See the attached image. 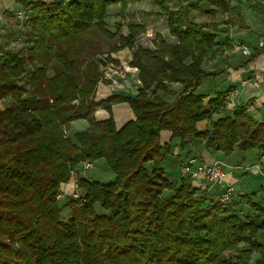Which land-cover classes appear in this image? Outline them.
<instances>
[{
	"label": "trees",
	"instance_id": "obj_1",
	"mask_svg": "<svg viewBox=\"0 0 264 264\" xmlns=\"http://www.w3.org/2000/svg\"><path fill=\"white\" fill-rule=\"evenodd\" d=\"M135 1L14 0L28 17L21 46L0 44V101L7 100L0 106V264H264L258 239L264 202L248 194L219 205L186 178L168 180L159 166L170 151L159 142L162 130L181 147L201 139L224 155L235 149L264 155L263 122L244 106L227 111L228 90L207 101L196 91L210 74L204 60L231 49L232 41L222 43L217 24L198 22L191 12L214 18L232 6L229 0H179L173 9L170 0H148L177 42L158 34L154 48L143 47L136 36L144 27L131 25L104 60L96 58L104 52L92 35L114 37L105 28L110 5ZM246 1L264 18V0ZM203 2L213 8L202 9ZM124 48H134L129 66L138 71L137 93L96 100L103 66L117 64L110 55ZM259 53L264 47H254L241 65ZM173 84L181 85L178 93ZM120 102L129 104L134 119L117 128L111 107ZM97 107L109 117L96 120ZM77 119L88 128L67 135ZM203 120L208 127L199 131ZM100 159L113 174L108 182L87 178L79 167ZM73 178L81 195L66 197L64 220L57 197ZM244 199L255 211L245 218L237 211Z\"/></svg>",
	"mask_w": 264,
	"mask_h": 264
},
{
	"label": "crops",
	"instance_id": "obj_2",
	"mask_svg": "<svg viewBox=\"0 0 264 264\" xmlns=\"http://www.w3.org/2000/svg\"><path fill=\"white\" fill-rule=\"evenodd\" d=\"M229 2L232 8L228 12L217 14L226 17L223 18V22H218L217 24L218 39L223 43L226 38H229L232 41V44L239 42L240 44L242 43L251 48L257 47L259 41H262L264 44V32L257 33L254 31L251 24L252 19L255 20L257 18L264 22V18L253 12L249 8V4L246 0H229ZM14 5L16 4L14 3ZM200 5L202 9L213 8L206 2H203ZM9 6L10 5H4L0 0V14H2L6 8L9 9ZM238 8H240V12H238ZM230 13H232V16L238 17L239 20L236 25V33L225 31L226 28L232 27V24L230 23L231 21L227 17ZM253 13L255 16H250V14ZM164 21V31H162L161 34L168 44H174L177 42V39L176 37L169 35L166 19H164ZM0 26L2 25L0 24ZM251 31L252 33L250 34ZM164 32H167V35L164 34ZM4 33L5 29L2 26V29H0V35H4ZM255 33L261 35V39L256 42L253 41L257 39H253V36L256 35ZM148 43L151 44L152 41L143 39V42H140L137 39L138 45L152 48L153 46L148 45ZM133 50L134 48H125L118 52L111 53L112 57L117 58L120 61L118 66L128 68L126 77L119 78L115 75L112 80L104 79L105 81L98 82L95 90L96 100L105 99L111 94L134 96L137 93V90L140 87V81L137 76L138 71L136 68L129 66ZM124 57L126 58L125 61L122 60ZM245 57L246 56L242 55L240 51L228 49L225 50L223 54H219L213 59H205L202 68L205 72L210 74L203 76L200 79L196 91L206 94L207 97L205 101H207L209 97L214 96L217 92L224 93L227 90L237 88L238 96L233 100L234 106H248L250 114L256 120L264 123V53H259L252 61L241 65V61ZM214 66L217 67L215 68ZM246 77L256 79L258 81V87H241L240 81ZM171 88L178 93L181 89V85L173 84ZM111 113L117 128L122 127L126 122L134 119V113L126 102L112 105ZM94 115L96 120H105L109 117V113L100 107L96 108ZM218 116V114H215L213 117L217 118ZM207 127L208 122L206 120L200 121L196 124V128L199 131L206 129ZM86 128H88V122L85 119H77L70 122L67 125L66 130L69 135H72L73 133L83 131ZM159 142L160 144L170 145V151L163 156L159 165L165 174L164 176H166L168 180L176 183L179 182L181 178H186L193 186L198 188V194L204 192L209 197L216 199L218 196V188L216 187V190H212V187L209 186L202 177L196 179L190 178L184 172V167L187 164L196 166L198 164L220 161L223 164L224 170L223 185L231 186L233 198L251 194L254 200L264 202V155L259 156L256 150L252 149L246 152H241L235 149L230 155H224L220 151L207 147L204 140L201 139H188L185 146L181 147L179 141L172 140L171 132L168 130H162L160 132ZM94 164H100L103 166L104 162L100 159L92 162L91 166ZM82 166V164H79L80 168ZM112 179L113 174L111 173L109 181ZM62 186L64 190L63 193L67 195L72 188L71 182L68 181ZM238 206L250 208L245 203H239ZM258 239L264 246V230L258 233Z\"/></svg>",
	"mask_w": 264,
	"mask_h": 264
},
{
	"label": "rangeland",
	"instance_id": "obj_3",
	"mask_svg": "<svg viewBox=\"0 0 264 264\" xmlns=\"http://www.w3.org/2000/svg\"><path fill=\"white\" fill-rule=\"evenodd\" d=\"M45 1H47V0H45ZM177 1H179V0H170V6L173 9L177 6L176 5ZM1 2L4 5H10L9 9L6 8V10L14 12V16L13 17L12 16L10 17L9 15L7 16V14H4V12L2 14H0V24L5 29L4 35H0V44L7 47V48H17V47L21 46L23 43V39L21 38V32L23 33V31H24V27H25L24 21L27 19L28 16H26L27 14H25V12L22 11V9H20V7L18 5H14L13 0H1ZM156 10H157V7L154 6L153 4H151L148 0H136L133 3L127 4L124 8H122L118 4L110 5V7L108 8V11H107V16L105 18V28L114 37L113 38L103 37V36H101V34L98 33V31H96L92 35V38H93L92 42L93 43L96 42V39L98 38L99 43L97 44V46L99 49H101V51L104 52L103 54L96 55V58H98L100 60H104L107 49L111 45L118 44V41H119L118 36L121 34H123V35L127 34L128 30H129V26H131V25H141L144 27V29L142 31H140L136 36V44H137V39L140 42H143V39H147V40L152 41V43L151 44L148 43V45L153 46L152 48H154V45H152V44L154 43L156 35L159 34L162 36L161 32L164 31L163 29L165 26L164 25L165 17L157 15ZM17 14H25V16L19 18L17 16ZM29 14L30 13H28V15ZM191 14L195 18V20L198 22H208V23L214 22L215 24H218V22H223L222 21L223 18H226L225 16H220V15H216L214 18H211L209 16H206L203 12H199V11L191 12ZM251 15L255 16L254 13L250 14V16ZM227 17L231 21L230 23L232 24V27L226 28L225 31H227L229 33L230 32L236 33V31H237L236 25L239 22L238 17L232 16V13L227 15ZM250 22H251V20H250ZM251 24L254 28V31H256L257 33L258 32L259 33L264 32V22L261 19H257V18L255 20L252 19ZM2 26H0V29H2ZM251 33H252V31L250 32V34ZM257 33H255L257 36L256 35L253 36V39L257 38L256 40H253L254 42L259 41V39H261V35H259ZM164 34L167 35V32H164ZM252 35H254V34H252ZM259 42H261V41H259ZM259 42H258V44H259ZM258 44H257V48L264 46V44H262L261 46H259ZM235 45H243V44L242 43L240 44L239 42H235V44H232L231 49H233L235 51H240V50L235 49ZM243 46H245V45H243ZM246 47H248V46H246ZM148 48H151V47H148ZM248 48H249L250 53H251L253 48H251V47H248ZM113 53H115V52H113ZM223 53H221V54H223ZM250 53L248 55H250ZM241 54L244 55L242 52H241ZM248 55H244V56H248ZM111 58H114V57L111 56ZM115 59H117V58H115ZM125 59H126L125 57L122 58L123 61H125ZM102 62H104V61H102ZM119 64H120L119 60H118L117 64H114V63L107 61L106 65L103 66L102 69L104 70V73L106 70H111V69L128 70L127 67L118 66ZM217 66H214V67L216 68ZM49 74H51V71H49ZM253 80H256V79H253ZM224 101H225L226 110L230 112L231 109L233 108V106H231L232 104L227 103V101L225 100V97H224ZM5 105H7V100L0 101V106H5ZM244 107L246 108L247 112L250 113L248 106H244ZM232 110H234V108ZM66 134L69 135L67 133V130H66ZM205 164H208V163H205ZM82 165L83 166H82L81 170L83 171V174L87 178H89L91 180H97L100 182H108L109 181V177L111 175V172L108 169H106L105 165L102 166L100 164H94L91 166V163L88 167H85L84 164H82ZM69 182H71V187H72L70 189L71 191L66 195L63 193L64 192L63 186H61L62 194L57 197L59 206H62L61 218L64 220H66L70 215L69 208L66 205H64L66 197L69 196L71 198L72 197L73 198H79V196L81 195V191L76 189L75 178H73V180L72 179L69 180ZM216 187L218 188V196H219V191H220L219 185L214 186V187L212 186V190H216L217 189ZM231 192H232V196H231V201H232L233 191H231ZM218 196L216 198L217 202L219 199ZM245 201H246V199H244L241 202V204L245 203ZM255 201L261 202L260 200H255ZM97 209L99 210L98 207H97ZM237 211H238V214L243 218L250 217V216H252L251 214H253L255 212L253 209L247 208L244 206H240V207L237 206ZM227 254H228V256H233L234 252H228ZM255 257H257L256 253H254L252 255L253 259Z\"/></svg>",
	"mask_w": 264,
	"mask_h": 264
},
{
	"label": "built area",
	"instance_id": "obj_4",
	"mask_svg": "<svg viewBox=\"0 0 264 264\" xmlns=\"http://www.w3.org/2000/svg\"><path fill=\"white\" fill-rule=\"evenodd\" d=\"M19 18L25 16V14H17ZM263 42H259V46H261ZM236 50H240L244 55H248L250 50L248 47L243 45H235ZM127 70H106L104 73V79L112 80L113 77L116 75L119 78L126 77ZM240 86L243 88H254L258 86V81L253 80L250 77H246L240 81ZM238 96V89L234 88L232 90H228L224 95L225 100L227 103L232 104L233 108L235 107L233 104V100ZM232 108V109H233ZM231 109V110H232ZM90 165L89 162H84V166L88 167ZM184 172L190 178H199L202 177L209 186H218L220 187L219 196H218V204L226 205L230 203L231 196H232V188L229 185H223V177H224V170L223 164L220 161H213L208 164H198L196 166H191L190 164L185 165Z\"/></svg>",
	"mask_w": 264,
	"mask_h": 264
}]
</instances>
